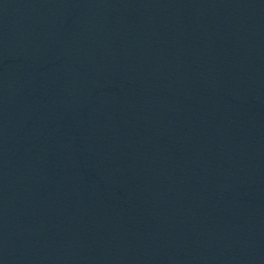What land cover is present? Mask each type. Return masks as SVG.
Returning a JSON list of instances; mask_svg holds the SVG:
<instances>
[{
	"label": "water",
	"instance_id": "obj_1",
	"mask_svg": "<svg viewBox=\"0 0 264 264\" xmlns=\"http://www.w3.org/2000/svg\"><path fill=\"white\" fill-rule=\"evenodd\" d=\"M0 264H264V0H0Z\"/></svg>",
	"mask_w": 264,
	"mask_h": 264
}]
</instances>
